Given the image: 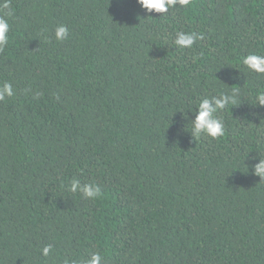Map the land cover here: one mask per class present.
Here are the masks:
<instances>
[{
	"label": "trees",
	"instance_id": "16d2710c",
	"mask_svg": "<svg viewBox=\"0 0 264 264\" xmlns=\"http://www.w3.org/2000/svg\"><path fill=\"white\" fill-rule=\"evenodd\" d=\"M10 10L0 264H83L97 251L103 264H264L253 167L264 74L243 64L264 55V0H192L163 14L137 0H11ZM179 31L205 38L179 48ZM233 89L225 134L193 137L199 100ZM73 178L102 195L70 192Z\"/></svg>",
	"mask_w": 264,
	"mask_h": 264
},
{
	"label": "clouds",
	"instance_id": "9594fccd",
	"mask_svg": "<svg viewBox=\"0 0 264 264\" xmlns=\"http://www.w3.org/2000/svg\"><path fill=\"white\" fill-rule=\"evenodd\" d=\"M192 0H137V3L146 10L148 13L153 11L157 13H167L169 9L176 7L177 5L188 8L191 6ZM0 9H8L9 11L3 12L0 15V51L9 42L8 32L10 25L6 17L11 16V0H0ZM151 16V15H149ZM69 37V28L67 25L61 23L55 29V38L58 41H64ZM203 33L196 32H183L179 31L176 34L174 44L179 48H191L193 44L198 40H203ZM243 64L246 65L250 70L264 74V55L250 53L243 59ZM239 94L238 89H233L231 94L219 93L211 97H205L199 100L196 110L195 118L192 121V136L199 137L201 134H206L207 136L216 139L222 137L225 134L224 121L219 116L221 110L225 109L227 105L236 104V96ZM15 93L11 83L5 82L2 87H0V100L5 99V97H12ZM39 95V94H37ZM257 103L264 105V93H259L257 95ZM255 174L264 179V157H261L259 161L253 166ZM70 192H80L86 198L97 199L102 195L101 188L95 183H85L82 184L78 178H73L69 186ZM52 252V245H45L41 254L44 257H48ZM104 257L100 252H93L90 258L83 262V264H103ZM63 264H81L80 261L75 259L65 258Z\"/></svg>",
	"mask_w": 264,
	"mask_h": 264
}]
</instances>
